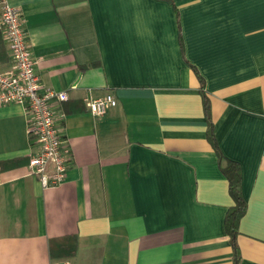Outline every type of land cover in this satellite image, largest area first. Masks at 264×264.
I'll return each instance as SVG.
<instances>
[{"label": "crops", "instance_id": "1", "mask_svg": "<svg viewBox=\"0 0 264 264\" xmlns=\"http://www.w3.org/2000/svg\"><path fill=\"white\" fill-rule=\"evenodd\" d=\"M6 1L42 85L67 93L69 163L43 187L28 116L0 105V264H264V0ZM106 93L117 105L92 115L85 97ZM224 159L246 201L237 252Z\"/></svg>", "mask_w": 264, "mask_h": 264}, {"label": "built area", "instance_id": "2", "mask_svg": "<svg viewBox=\"0 0 264 264\" xmlns=\"http://www.w3.org/2000/svg\"><path fill=\"white\" fill-rule=\"evenodd\" d=\"M21 12L6 0H0V31L7 42L11 64L0 71V105L16 103L23 107L27 120V133L38 145V151L28 160V172L36 175L43 187H54L63 182L68 163L69 148L58 127L53 102L67 99L65 91L45 88L35 70L23 27ZM88 111L94 116L105 114L117 105L111 93L84 99Z\"/></svg>", "mask_w": 264, "mask_h": 264}, {"label": "trees", "instance_id": "3", "mask_svg": "<svg viewBox=\"0 0 264 264\" xmlns=\"http://www.w3.org/2000/svg\"><path fill=\"white\" fill-rule=\"evenodd\" d=\"M204 114L209 121V100L204 93H201ZM208 139L211 144L216 147V142L212 132V125L209 122ZM225 163L220 164V169L228 180L229 193L233 199V205L229 208L225 217V230L230 237L231 243L236 251L235 236L238 230V223L240 218L246 211V201L241 192L240 184V169L237 163L234 161L224 159ZM68 246L61 247V255L64 257L71 256L76 249V240L74 237H70L68 242H65ZM52 252V246L50 247Z\"/></svg>", "mask_w": 264, "mask_h": 264}]
</instances>
